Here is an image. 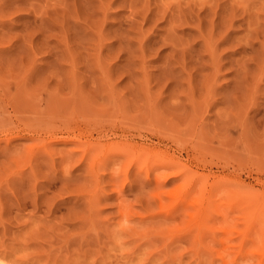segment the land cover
I'll use <instances>...</instances> for the list:
<instances>
[{
	"label": "rangeland",
	"instance_id": "rangeland-1",
	"mask_svg": "<svg viewBox=\"0 0 264 264\" xmlns=\"http://www.w3.org/2000/svg\"><path fill=\"white\" fill-rule=\"evenodd\" d=\"M0 258L264 264V0H0Z\"/></svg>",
	"mask_w": 264,
	"mask_h": 264
},
{
	"label": "bare ground",
	"instance_id": "bare-ground-1",
	"mask_svg": "<svg viewBox=\"0 0 264 264\" xmlns=\"http://www.w3.org/2000/svg\"><path fill=\"white\" fill-rule=\"evenodd\" d=\"M34 131H36V129H34ZM50 131V130H49ZM54 139V138H53ZM78 142H80V141H78ZM96 142V141H95ZM98 142V141H97ZM98 144V143H97ZM94 146H97L98 147V145H94ZM169 155V154H168ZM173 155H169L168 156V158L166 159V161L164 162V165L165 166H169V168L170 167H172V166H175V165H177V163H178V160L177 159H174V156L172 157ZM163 163V162H162ZM161 163V164H162ZM180 165L181 164H178L177 166L178 167H180ZM177 167V168H178ZM183 173V169H181V168H179L178 170H176V171H173V172H171V173H169V174H167L165 177H164V179H170V178H177L178 176H180L181 174ZM1 259V258H0ZM9 261V260H8ZM15 262V261H14ZM0 264H2V263H0ZM3 264H7V263H3ZM11 264V263H10ZM14 264V263H13Z\"/></svg>",
	"mask_w": 264,
	"mask_h": 264
}]
</instances>
